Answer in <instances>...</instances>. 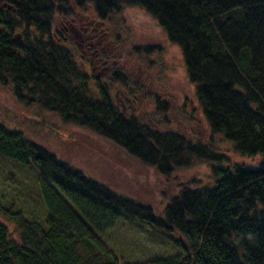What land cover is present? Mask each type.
<instances>
[{
	"label": "trees",
	"instance_id": "1",
	"mask_svg": "<svg viewBox=\"0 0 264 264\" xmlns=\"http://www.w3.org/2000/svg\"><path fill=\"white\" fill-rule=\"evenodd\" d=\"M129 8L142 10L180 49L210 133L241 157H259L257 168H223L226 158L213 143L166 127L158 98L149 100L153 113L134 114L128 105L144 90L107 51L110 42L123 49L119 36ZM84 18L107 43L91 44L83 27L82 34L75 30ZM152 51L134 46L129 54L148 61ZM0 89L165 179L205 162L213 177L197 187L193 179L180 184L156 214L0 123V158L36 171L45 208L38 220L14 204L0 205V220L15 232L0 222V264H264V0H0ZM120 221L163 231L181 257L121 261L102 240Z\"/></svg>",
	"mask_w": 264,
	"mask_h": 264
},
{
	"label": "rangeland",
	"instance_id": "2",
	"mask_svg": "<svg viewBox=\"0 0 264 264\" xmlns=\"http://www.w3.org/2000/svg\"><path fill=\"white\" fill-rule=\"evenodd\" d=\"M124 18L125 28L119 36L123 49L117 52L110 42L107 44V51L114 55L112 60L124 70V74L144 90L136 105H128L133 108L134 114L153 113L154 107L149 100L158 98L165 104L162 112L166 116V127L189 140L213 143L217 152L226 158L223 168L232 169L235 165L245 169L257 168L261 161L259 157H241L232 151L228 141L210 133L195 97L194 87L186 78L181 51L168 42L158 24L138 8L127 9ZM82 22L83 25L75 30L82 34L83 27L87 41L95 45L108 42L90 18H84ZM78 40V44H85L82 37ZM134 46L155 47L156 52H152L157 54L148 61L134 57L129 54L130 48ZM85 57H88L87 53ZM146 97L150 98L146 101ZM117 101L121 107L124 105L123 101ZM122 109L129 111V107L125 105ZM162 117L157 115V119ZM0 123L23 132L26 137L86 176L124 196L151 206L156 214L162 212L180 184H188L193 180L195 182L192 187L212 183L213 177L206 162L199 163L192 169L176 172L171 178L165 179L155 169L141 165L109 142L85 129L63 125L57 117L38 107L23 106L2 89ZM37 178L38 175L32 168L0 158V205L14 204L25 216L42 220L45 208L39 198ZM0 222L14 236L13 226L4 220ZM165 235L161 230L155 232L141 224L120 221L102 240L121 261L181 257V252ZM172 237L181 239L175 233Z\"/></svg>",
	"mask_w": 264,
	"mask_h": 264
}]
</instances>
